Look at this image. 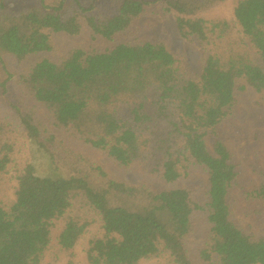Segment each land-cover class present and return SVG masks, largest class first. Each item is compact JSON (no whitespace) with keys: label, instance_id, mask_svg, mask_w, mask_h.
<instances>
[{"label":"trees","instance_id":"trees-1","mask_svg":"<svg viewBox=\"0 0 264 264\" xmlns=\"http://www.w3.org/2000/svg\"><path fill=\"white\" fill-rule=\"evenodd\" d=\"M158 1L174 13L177 34L199 42L197 76L165 42H130L146 0H41L19 11L0 0V68L8 56L19 63L13 84L22 94L7 103L10 113L0 109V264H79L75 249L93 227L83 264H196L186 241L199 212L208 225L200 262L264 264V238L232 220L237 164L218 134L237 90L264 94V0H232L233 20L211 16L228 0ZM84 33L87 42L49 57L55 35ZM54 129L164 188L111 178ZM26 141L47 155L53 175H38L22 156ZM194 169L207 176L202 200L185 184ZM241 197L264 203V174Z\"/></svg>","mask_w":264,"mask_h":264},{"label":"rangeland","instance_id":"rangeland-1","mask_svg":"<svg viewBox=\"0 0 264 264\" xmlns=\"http://www.w3.org/2000/svg\"><path fill=\"white\" fill-rule=\"evenodd\" d=\"M149 3L147 12L142 15L133 25L131 43L141 41L165 42L170 50L183 57L184 65L192 77L197 76L201 71L202 50L199 42L194 38H181L176 31L175 15L170 12L162 13V6L158 0H146ZM5 6L11 11H19L32 7L40 3L41 0H3ZM53 0H43V4L49 5ZM232 0H228L224 5L215 8L211 16H221L227 20H233ZM58 53L49 56L56 59L72 47L81 45L88 41L86 33L78 38L67 35H55L54 37ZM119 40L117 42H123ZM115 42V43H117ZM115 43H110L114 45ZM19 63L8 56L5 61V70L0 68V83L7 81L6 93L0 98V109L2 112L10 113L7 103L18 104L22 94L13 84L15 73L19 69ZM13 79H6L7 75ZM244 84L243 81L237 83ZM245 85V84H244ZM39 115L46 121V111L38 108ZM56 136L62 138L72 149L84 152L91 156L100 166L109 173L110 177L130 183L147 184L153 190L164 188L160 179L151 176L139 166L125 169L108 159L102 152L82 146L69 137L66 130L54 129ZM219 137L224 141L226 147L232 154L233 161L237 164V182L228 192V200L232 208V220L243 231H249L257 238H264V203L257 201H246L241 194L258 185L261 174H264V94L256 93L253 89L245 85L243 91L235 92V103L231 116L218 127ZM213 140L208 137L206 144L211 150ZM35 167V172L40 176L53 175V166L47 155L36 145L25 142V152L22 154ZM10 175V176H9ZM8 175L7 195L12 198L15 182L13 174ZM185 184L197 195L199 200L203 198V192L207 184V176L199 169L191 172ZM208 225L204 214L199 212L194 216V233L186 241V250L196 264H203L198 260V252L202 248ZM90 231L95 232L96 227L91 228L85 235V239L75 249L77 263H84L83 246L90 236ZM64 264V263H61ZM140 264H156L154 261L141 262Z\"/></svg>","mask_w":264,"mask_h":264}]
</instances>
